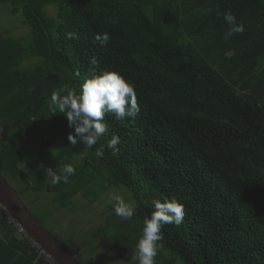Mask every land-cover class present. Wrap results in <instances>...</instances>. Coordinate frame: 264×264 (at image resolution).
Segmentation results:
<instances>
[{
    "label": "trees",
    "instance_id": "trees-1",
    "mask_svg": "<svg viewBox=\"0 0 264 264\" xmlns=\"http://www.w3.org/2000/svg\"><path fill=\"white\" fill-rule=\"evenodd\" d=\"M2 3L28 28L19 37L0 30L5 179L21 193L36 186L50 190L57 209L71 206L77 195L92 204L110 186L125 189L135 215L122 220L108 202L103 223L89 233L91 252L116 248L127 260L136 253L153 201L175 200L186 215L180 226L163 227L156 264H264V0ZM217 9L231 11L245 31L225 41L229 25ZM69 32L79 39H66ZM105 32L111 42L101 45L95 36ZM92 57L100 66L90 70ZM104 71L134 85L140 112L122 120L106 116L108 131L85 152L84 145L69 143L74 128L66 114L52 115L50 99L65 85L79 93L85 78ZM113 135L120 143L108 148ZM100 148L104 157L97 159ZM66 164L75 175L52 186L43 169L59 174ZM0 230V264H56L1 211ZM52 234L82 264H101L71 248L74 231L63 240Z\"/></svg>",
    "mask_w": 264,
    "mask_h": 264
},
{
    "label": "clouds",
    "instance_id": "clouds-1",
    "mask_svg": "<svg viewBox=\"0 0 264 264\" xmlns=\"http://www.w3.org/2000/svg\"><path fill=\"white\" fill-rule=\"evenodd\" d=\"M207 11L211 12L212 9L209 8ZM216 13L218 17L223 16L229 25L224 36L225 41L245 31L244 26L237 23L231 11L221 13L217 9ZM66 39H79V36L69 32ZM95 41L107 45L111 42V35L107 32L97 34ZM89 63L90 70L100 66V61L96 57H92ZM61 92L66 95L61 96ZM49 110L52 115L66 114L69 127L74 128V134L68 135L69 143L72 146L84 145L87 152L96 146L108 131L107 125L103 123L106 116L114 114L118 120L135 117L140 112V106L134 85L127 82L118 72L104 71L102 74L85 78L79 93L68 85L53 92ZM119 143V136L113 135L107 147L116 148ZM95 155L97 159L103 158L104 149H98ZM43 171L47 177H51L52 186H57L62 181L67 183L69 177L75 175L76 169L71 164H66L59 174L53 168H44ZM109 203L113 204L115 214L122 220H130L135 215L136 205L126 201L121 195L114 194ZM153 205L154 210L150 218L144 219L142 236L136 245L134 258L138 264H156V257L163 249V227L169 224L180 226L186 215L185 206L175 200L156 199Z\"/></svg>",
    "mask_w": 264,
    "mask_h": 264
},
{
    "label": "rangeland",
    "instance_id": "rangeland-1",
    "mask_svg": "<svg viewBox=\"0 0 264 264\" xmlns=\"http://www.w3.org/2000/svg\"><path fill=\"white\" fill-rule=\"evenodd\" d=\"M9 4L2 3L0 4V30H9V34L13 37L23 36L28 33V28L21 25L22 17L20 13L11 14L9 11ZM50 16H53L55 9L53 7H48L47 10ZM33 61V60H32ZM51 100V99H50ZM1 129H0V138H1ZM66 142V140H63ZM76 162H81V157L76 158ZM24 168V165L22 164ZM102 170V168H100ZM88 172H92L89 170ZM9 184L14 188L15 191H18V194L24 204H28L29 200H35L36 202L29 207L30 211L36 215L41 221H43L45 227L49 229L52 233L56 234L61 240L66 239L73 233H76L74 241L70 244L71 248L77 252L81 253L83 258L95 259L96 257L101 258V264H138V261L134 258L135 254L128 258L127 260L121 259L118 255L117 249L108 250L101 248L102 250L98 252H91V249L94 247L95 243L89 234L96 226H99L103 223V219L106 213L103 211L105 205L111 200L114 194L123 196L126 201L133 203L130 198L129 193L125 189H115L113 186H110L106 192L101 196L99 202H102L100 207L99 203L97 205L90 204L88 201L82 204L86 208L90 207L89 211L83 212L82 205H77L82 196H75L74 201L71 206H68L65 209H57L55 204H53L52 195L53 192L46 188L37 189L36 187L25 189L24 192H20L19 186H16L10 177L6 176ZM37 189V190H36ZM102 200V201H100ZM78 211V212H77ZM59 235H58V234ZM97 255V256H96ZM176 264V263H175ZM179 264V262H177Z\"/></svg>",
    "mask_w": 264,
    "mask_h": 264
},
{
    "label": "water",
    "instance_id": "water-1",
    "mask_svg": "<svg viewBox=\"0 0 264 264\" xmlns=\"http://www.w3.org/2000/svg\"><path fill=\"white\" fill-rule=\"evenodd\" d=\"M0 202L24 228L27 235L49 256L56 264H82L76 256L65 248L53 234L39 222L30 209L24 204L17 191L0 173Z\"/></svg>",
    "mask_w": 264,
    "mask_h": 264
},
{
    "label": "built area",
    "instance_id": "built-area-1",
    "mask_svg": "<svg viewBox=\"0 0 264 264\" xmlns=\"http://www.w3.org/2000/svg\"><path fill=\"white\" fill-rule=\"evenodd\" d=\"M0 211L3 213V216L8 220L9 223H11L17 230V233L19 235H22L24 237H28L30 239L31 245L36 247L37 249L40 250V254L43 255L50 263H54V261L49 257L25 232L24 228L21 227V225L16 222L13 217L9 214L8 211L4 208L2 203L0 202Z\"/></svg>",
    "mask_w": 264,
    "mask_h": 264
},
{
    "label": "crops",
    "instance_id": "crops-1",
    "mask_svg": "<svg viewBox=\"0 0 264 264\" xmlns=\"http://www.w3.org/2000/svg\"><path fill=\"white\" fill-rule=\"evenodd\" d=\"M0 129L2 130V131H1V137H2V135H3L5 132H4V130H3L1 127H0ZM103 194H104V193H103ZM103 194H102V195H103ZM102 195H101V196H102ZM100 199H101V197H100ZM35 200H37V199H35ZM35 200H29L28 204H26V205H27V206H31L32 204H34V203L36 202ZM73 201H74V198H73ZM81 201H82L83 203H86L88 200L85 199V198H82V200H80V201L78 202V204H77V205H82V207H83V212H84V211L88 212L89 209H90V207L93 208V212H94L95 207H93V206H89L88 208L85 209V207L83 206V204H82ZM100 201H102V200H100ZM88 202H89V201H88ZM89 203H90V202H89ZM98 203H99V204H98ZM101 203H102V202H99V200H98L96 203H92V204H93V205H97V204H98L99 207H100ZM90 204H91V203H90ZM28 208H29V207H28ZM77 212H78V211H77ZM1 235H2V232H1V230H0V237H1Z\"/></svg>",
    "mask_w": 264,
    "mask_h": 264
}]
</instances>
